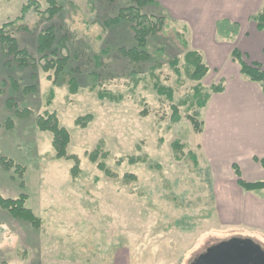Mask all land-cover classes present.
Returning <instances> with one entry per match:
<instances>
[{
  "label": "rangeland",
  "instance_id": "1",
  "mask_svg": "<svg viewBox=\"0 0 264 264\" xmlns=\"http://www.w3.org/2000/svg\"><path fill=\"white\" fill-rule=\"evenodd\" d=\"M37 1L41 9L48 6L46 0ZM159 1L142 9L147 15L163 17V23L149 35L145 47L149 57L140 63L119 51L136 43L129 22L123 19L105 27V20L115 17L126 0H57L61 10L51 21L40 22L34 12L27 15L25 22L31 31H15L14 36L36 60L41 56L36 46L42 28L53 24L58 36L67 34L62 53L69 55V61L58 77L39 65L19 70L0 48V155L24 167L20 175L15 167L7 171L0 165V194L27 193L26 206L41 219L35 229L0 208V264H189L196 253L229 236L242 235L264 244L258 232H246L249 227L224 218L222 210L230 209L227 200L236 193L226 183L213 185L207 159L198 151L202 133L195 132L187 119L197 108L188 111V103H179L183 97L189 101L197 83L203 91L195 98H203L205 92L215 94L208 87L221 81L227 65L232 71L236 65L235 73L224 75L223 85L230 92L229 84L239 71L237 63L226 62L222 68H209L198 82L187 78L183 55L200 38L194 27L203 19L240 12L245 5V15L260 10L264 0ZM26 2L0 0V25L18 16ZM198 4L202 7L195 11ZM238 21L243 25L242 36L248 21L245 17ZM220 28L219 38L238 36V25L229 32ZM174 57L179 58V74L171 67ZM10 75L20 84L17 90L9 84L1 86ZM71 77L78 83L76 94L69 91ZM240 79L247 80L241 75ZM32 83L37 89L25 92L23 86ZM155 83L172 87V102L157 95ZM50 91L53 98L48 104ZM98 91L112 96L100 98ZM223 94L213 98L225 99ZM8 97L16 102L10 109ZM172 104H177L178 121L171 119ZM231 105L243 107L240 102L225 104L228 110ZM45 111H54L70 133L67 153L79 159L75 176L70 170L74 159L56 158L52 134L37 127L36 117ZM200 112L206 123V110ZM88 113L93 118L85 127L75 125L77 117ZM8 117L14 123L5 128ZM174 140L183 143L185 152L199 155L198 167L189 157L173 158ZM98 145L107 157L100 154L92 162L89 153ZM100 161L113 176L99 170ZM126 173L135 180L125 181Z\"/></svg>",
  "mask_w": 264,
  "mask_h": 264
},
{
  "label": "trees",
  "instance_id": "2",
  "mask_svg": "<svg viewBox=\"0 0 264 264\" xmlns=\"http://www.w3.org/2000/svg\"><path fill=\"white\" fill-rule=\"evenodd\" d=\"M156 0H126V6L119 9L117 15L113 18H108L105 20V27H110L111 25L119 23L121 20H126L129 22L130 27L133 31V36L135 38V45L131 47H120L119 51L127 56L131 61L135 63H140L149 57V52L145 49L147 40L150 34L156 33L161 29V24L163 23V17L156 18L153 15H147L142 12V9L147 6L149 2ZM48 6L45 9H41V4L37 0H27L20 8L19 15L12 20H8L5 23L0 25V48L3 54L6 57L12 59V62L16 64V68L23 70L26 68L35 69V66L39 65L44 72L53 70V73L56 77L62 74L65 71V68L68 65L69 55L62 53L63 48L66 47L67 40L69 39L67 34H62L58 36V30L53 25L50 24L42 28L37 34V46L36 49L41 55L39 60H36L32 54L25 48L19 46L18 40L14 36L15 31H27L31 30L28 28V25L25 22L27 15L31 12H34L38 16L39 21H51L61 10V6L58 4L57 0H46ZM250 20L255 23L257 29L264 33V7L258 10L255 14L250 17ZM234 25V26H233ZM230 23L227 20H220L216 23L217 27L225 32H229L232 27L233 29L237 24ZM232 30V29H231ZM229 35V34H228ZM227 36H220L222 38H229ZM232 39V38H231ZM184 45L187 43L182 40ZM264 54V49H263ZM95 58L97 67L101 66L99 57ZM230 58L232 62H236L239 66L240 75L247 79L250 82L257 83L262 91L264 96V68L257 63H248L243 58L241 53L237 48H233L230 53ZM171 67L175 73L179 74V58L174 57L170 61ZM11 64L8 63V66ZM183 68L189 78L192 81H200L208 72L209 67L203 60V56L197 50H188L183 55ZM75 77H71L68 80L69 91L71 94H76L78 83L76 82ZM9 84L13 90H17L20 84L14 79L11 75L8 77L7 81H2L1 86ZM97 86V85H96ZM223 82L219 81L217 84H212L208 88L211 93L221 92L223 90ZM200 83H197L193 87L192 95L190 96L189 101L187 98L183 97L179 103L186 104L188 107L186 109H194L192 113L187 115V119L191 122L193 130L195 132H202L204 128V121L201 119V109L205 107L208 100L210 99V93L205 92L203 98H195L199 95L203 89ZM37 89V84L32 83L23 86L25 92L35 91ZM154 89L159 96H165L172 102L174 90L172 87H167L159 83L154 84ZM106 91H98L97 95L100 98L104 96L111 97V93H104ZM48 104L51 103L53 98L52 91L49 92ZM194 98V99H192ZM6 105L9 109L16 105L13 97H8L6 100ZM172 115L171 119L173 121H178L180 119L177 104H172ZM16 110V109H15ZM21 114L28 113L26 109L16 110ZM93 118V115L86 114L75 119V125L79 127H85ZM13 119L8 117L4 122V127L9 128L13 126ZM36 124L39 130L49 131L52 134V146L55 150L56 158H73L75 163L71 167L72 175L80 170L79 169V159L76 155H68L67 146L70 142V133L69 131L60 125L57 114L53 112L45 111L43 115H38L36 117ZM2 126L0 125V128ZM185 147L182 142L174 140L171 143V151L173 153V158L177 161L189 157L194 166L198 167L197 156L194 152L184 151ZM100 154L107 157L106 152H101L100 145H98L93 151L89 153V159L92 162H95ZM123 159H121L122 161ZM138 161L146 162L147 158L140 159ZM254 160L259 162L262 168L264 169V158H255ZM120 161V162H121ZM130 162L133 164L136 161L130 159ZM0 165L4 170H10L11 167H15L16 172L20 175H23L24 167L18 164H14L11 159H8L0 155ZM158 167V164H153ZM99 170L103 171L108 176H113V172L106 167L103 161L97 163ZM232 170L236 178V183L244 191H261L264 190V179L263 180H254L246 181L241 176V170L237 163H232ZM152 168V167H151ZM124 180L129 182L135 180V176L129 173L124 174ZM23 185V181L20 182V186ZM27 199V193L22 192L16 197H5L0 194V208L6 210L8 214L14 218L24 222H28L33 228L38 229L41 225V219L34 213V211L26 206L25 201Z\"/></svg>",
  "mask_w": 264,
  "mask_h": 264
},
{
  "label": "crops",
  "instance_id": "3",
  "mask_svg": "<svg viewBox=\"0 0 264 264\" xmlns=\"http://www.w3.org/2000/svg\"><path fill=\"white\" fill-rule=\"evenodd\" d=\"M201 7L200 4L196 5L195 11ZM240 8L241 6L235 10ZM246 9L245 5L240 12L236 11L234 14L215 19H211L208 15L209 20H200L203 24L194 27L195 33L200 35V38L195 45L193 43L190 45L192 46L190 50H197L210 69L222 68L226 66V62L232 66L230 53L234 47L239 50L246 62L257 63L264 68V33L259 31L255 23L250 20V17L258 10L245 15ZM244 17L247 18L248 25L243 35L240 36L243 25L238 19ZM220 20L237 24L238 36L235 38L232 36L233 39L217 37L216 23ZM233 67L234 71L229 69L228 65L225 71H222L220 75L222 82H226L225 74L236 72V65ZM239 78L240 72L238 71L235 82L229 84L230 92H227V86L223 85L221 92L224 93L222 96L225 99L213 98V95L221 92L211 94L202 109V111L206 110V123L204 122L205 126L200 132L202 140L197 143V146L199 155L207 159L206 163L209 165L208 170L213 185H217L218 182L226 183L233 188L234 194L236 193L235 197L230 196L227 200L231 203L228 205L230 209L222 210L224 218L249 227L250 229L245 227L246 232H258L264 236L262 232L264 230H258V228L264 229V190L244 191L237 185L231 167L232 163H237L241 176L246 181L264 179V169L259 162L254 160V157L264 158V96L257 83L242 81ZM238 102L242 103V108L231 105L232 110H228L225 106V104H238ZM223 171L226 172V176Z\"/></svg>",
  "mask_w": 264,
  "mask_h": 264
},
{
  "label": "flooded vegetation",
  "instance_id": "4",
  "mask_svg": "<svg viewBox=\"0 0 264 264\" xmlns=\"http://www.w3.org/2000/svg\"><path fill=\"white\" fill-rule=\"evenodd\" d=\"M189 264H264V244L246 236H229L209 244Z\"/></svg>",
  "mask_w": 264,
  "mask_h": 264
}]
</instances>
